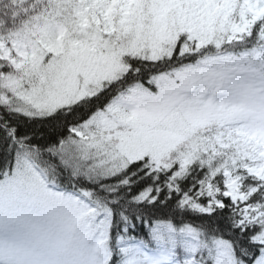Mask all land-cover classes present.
<instances>
[{"label":"snow or ice","instance_id":"1","mask_svg":"<svg viewBox=\"0 0 264 264\" xmlns=\"http://www.w3.org/2000/svg\"><path fill=\"white\" fill-rule=\"evenodd\" d=\"M0 264H264V0H0Z\"/></svg>","mask_w":264,"mask_h":264}]
</instances>
